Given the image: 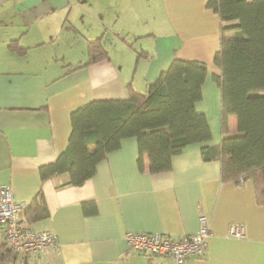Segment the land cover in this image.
I'll list each match as a JSON object with an SVG mask.
<instances>
[{"label": "crops", "instance_id": "1", "mask_svg": "<svg viewBox=\"0 0 264 264\" xmlns=\"http://www.w3.org/2000/svg\"><path fill=\"white\" fill-rule=\"evenodd\" d=\"M207 1L0 0V187L8 185L27 205L42 190L48 215L23 214L22 223L52 231L60 243L25 258L8 252L1 260L0 227V264H175L129 248L126 232L180 238L199 230L201 215L211 229L207 248L185 264H264V204L253 179L223 180L220 162L205 160L201 143L174 155L166 171L151 172L147 153L141 170L137 138L128 136L81 184H65L67 174L43 181L39 172L66 149L73 110L125 98L130 83L144 91L176 56L207 63L203 86L213 97L196 107L218 108L210 73H217L220 18ZM143 30L149 31L144 54L126 50L129 36ZM97 38L108 56L72 69L87 60L88 41ZM229 124L235 133L236 115ZM234 223L243 225V236L229 233Z\"/></svg>", "mask_w": 264, "mask_h": 264}, {"label": "trees", "instance_id": "2", "mask_svg": "<svg viewBox=\"0 0 264 264\" xmlns=\"http://www.w3.org/2000/svg\"><path fill=\"white\" fill-rule=\"evenodd\" d=\"M207 7L220 18L212 75L221 91V141L210 144L208 117L196 107L207 63L176 56L144 91L130 83L125 98L91 100L73 110L68 145L54 162L40 166L43 181L67 174L65 184H81L123 138L135 136L141 170L145 153L151 172L166 171L174 155L201 143L204 159L220 162L223 180L252 178L257 202L264 204V0H208ZM87 52V60L72 69L108 56L100 38L88 41ZM231 115L237 117L236 133L230 132ZM23 214L29 219L48 215L42 190ZM5 248L3 242L1 260L10 254Z\"/></svg>", "mask_w": 264, "mask_h": 264}, {"label": "built area", "instance_id": "3", "mask_svg": "<svg viewBox=\"0 0 264 264\" xmlns=\"http://www.w3.org/2000/svg\"><path fill=\"white\" fill-rule=\"evenodd\" d=\"M27 204L17 201L8 185L0 187V227L3 242L10 253L18 258L30 254L44 253L49 248H58L57 235L48 229L38 230L22 223V215ZM200 228L193 234L175 238L164 232L127 231L125 238L129 248L152 256H169L175 264H185L188 258L201 255L207 248V238L211 229L206 215L200 216ZM229 233L243 236L242 224L234 223Z\"/></svg>", "mask_w": 264, "mask_h": 264}, {"label": "rangeland", "instance_id": "4", "mask_svg": "<svg viewBox=\"0 0 264 264\" xmlns=\"http://www.w3.org/2000/svg\"><path fill=\"white\" fill-rule=\"evenodd\" d=\"M146 28H147V26H144L143 29H146ZM148 37H149V31H146V30H143L137 37H132V35H130L128 42H126L127 40L125 42L128 45L131 44V46L129 45L128 47H126V50H128V51L132 50L133 51V49L134 50L136 49L138 53L142 52L141 45H142V43L143 44L148 43V41H149V40H147ZM131 42H133V43H131ZM132 44H134V46ZM62 47L63 48H67V45L63 44ZM81 51L82 50H78L74 56H76V57H80V55L82 56L83 54H82ZM87 55H88V52H87ZM129 55H130V53H128V56ZM210 75L213 77L212 73H210ZM214 87L217 88V90L219 91V106H218V108H216V110L212 109V108H209V111L207 112L208 113L207 117L210 120L212 128H213V136H212L210 141H212V143H213V141L215 143H217V142H220L221 138H222L221 122H220L221 121L220 120V115H221V91H220V88L218 87V85L216 84V82L214 83ZM202 89H204V86H203ZM204 92H205L204 93L205 96H202V98L199 99L197 101V103L198 102L201 103L202 99H203V101L205 100L204 101L205 103L207 102V100H209L211 102V99H212L213 96L208 93L206 88L204 89ZM218 130H219V134H218L219 136L217 137L216 134L218 133ZM236 131H237V127L235 128V133H236Z\"/></svg>", "mask_w": 264, "mask_h": 264}]
</instances>
